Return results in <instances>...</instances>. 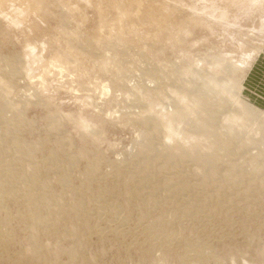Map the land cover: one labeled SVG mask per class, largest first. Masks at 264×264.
Returning <instances> with one entry per match:
<instances>
[{
  "label": "rangeland",
  "instance_id": "rangeland-1",
  "mask_svg": "<svg viewBox=\"0 0 264 264\" xmlns=\"http://www.w3.org/2000/svg\"><path fill=\"white\" fill-rule=\"evenodd\" d=\"M11 1L0 14V66L22 78L0 94L14 106L13 132L0 131L1 163L25 185L2 170L0 264L191 263L186 254L195 264H264V17L223 0H137L138 8L134 0H37L36 9ZM161 8L171 12L168 32ZM250 53L237 77L235 148L213 158V177L176 156L132 165L148 155L154 124L170 120L172 64L205 71L212 57L239 62ZM155 70L168 77L159 89L146 74ZM130 92L146 102L147 117L130 111ZM173 124L178 140L162 132L158 142L209 150L185 121ZM14 141L26 151L11 152Z\"/></svg>",
  "mask_w": 264,
  "mask_h": 264
},
{
  "label": "bare ground",
  "instance_id": "bare-ground-1",
  "mask_svg": "<svg viewBox=\"0 0 264 264\" xmlns=\"http://www.w3.org/2000/svg\"><path fill=\"white\" fill-rule=\"evenodd\" d=\"M6 1L7 0H0V14H2V15H4V12H5V11L3 12L2 7L5 6L4 3ZM26 1L29 3L30 8H32V9L37 8L36 7L37 6V0H26ZM223 1L227 2V5L228 4L234 5L237 7L241 6L245 9H248V10L254 9L253 10L254 13L257 12L260 17L261 16L264 17V0H223ZM134 3L136 4L137 8L141 7V5H140L141 3L139 1L134 0ZM165 7H167V6H165ZM166 9L161 8V10H160V12L166 18L163 20V22L160 23V26H161V29H164V30L167 29L166 32H168L169 27H168L167 20H168L171 12L169 13V11H167ZM187 10H188V8H187ZM248 10H247V13H248ZM19 12H20V10H19ZM127 12L128 11L125 10V11H121L120 13L127 14ZM21 14L22 13H20V15ZM197 14H198V12H197ZM158 15H160V14L158 13ZM224 16H225V11H221L218 14V18L222 19V18H224ZM147 17L150 18L151 20L155 19L154 13H152L150 11L147 12ZM120 18H122V16ZM198 21H200V20H197V22ZM11 22L14 24H17L19 22V18L18 17L11 18ZM194 22H196V21H194ZM178 24H180V23H178ZM116 29H117V27H116ZM118 29H120V28H118ZM119 31H117V32H119ZM242 46L240 45V48H243ZM238 50H239V48H238ZM29 53L30 54L28 55V58L33 57V56H31L33 51L30 50ZM251 54L252 53H250L249 55H246L245 58H243L239 62H237L230 55H227V54H221V55H218L216 57H212V59L209 60L210 61L208 63L209 66H207L208 65L207 63H206L207 65L205 64L206 66L203 65L204 67H207L206 70L204 69L205 71H202V70L197 71L195 69L196 67L194 68V67H190V66H189V68L188 67L181 68V67L177 66L178 63H177V65L172 64L170 67L171 76H168V77H169V79H171V82L174 81V84L172 86L173 88H171V90L169 91L170 93L167 92L168 91L167 90L166 91L167 93L164 94L167 96H168V94L170 95L169 96L170 98L167 99V102L170 103L169 104L170 106L173 105V107H174L173 111L168 108L170 111H172L171 114L168 112L169 110H167V112L170 114V115L167 114V115H169L168 117H170V120H169V122L165 123V126H163V128L161 126H159L158 124H154V126H153L154 127V134L146 135L144 138V147H146V150H148V153H147L148 155L146 156L145 154H142L141 156H139L141 159L138 157L136 158V155H135V159H133V158H132V160L130 159L132 161L131 162L132 165H133V162L135 163V165H137L136 162L139 163L141 160L142 161L146 160L145 161L146 163L153 162V160L156 159L157 157L168 158L167 163H173L174 162L173 157L176 156L180 159H183L186 162H188V161L194 162L201 169V172H202L201 177L206 178V179L210 178L212 173H213V168H214L213 163H212L213 158L218 156L219 152H221V151L223 153L224 152H227V153L232 152V150H233L232 148L235 146V137L238 135V132L235 128V126L237 125L236 122L238 121V119H240V120L242 119L241 118L242 113L239 112V110H238L239 107L237 106V104L239 102L238 101L239 85H238L237 77L239 76L238 73L241 71V69H243V67H245L249 63V60L252 57ZM203 60H205V59H203ZM34 62H35V60H34ZM193 64H194V62H193ZM201 64H202V62H201ZM198 65H199V63H198ZM30 69H31V67H30ZM146 74H148L149 77L152 78V80L150 78L149 79L151 80V82L152 81L154 82V84L156 86L153 84V82H152V84L155 87H157V89H159L158 86L161 85L166 78L168 79V77H166L167 75L160 73V72L158 73L156 70L154 72L148 71V72H146ZM21 78H22V72L20 70H18V69L7 70L3 66H0V94L4 95L8 91V89L13 85V83L20 82ZM146 79L149 80L148 78H146ZM143 83L145 84V82H143ZM150 83H148V84H150ZM144 84L142 85L143 89L151 90L149 88V86L151 84L150 85H146V84L144 85ZM169 86H170V83H169ZM151 87H152V85H151ZM11 90H13V89L11 88ZM140 90H141V88L138 90L139 92L137 91V93H141ZM9 91H10V89H9ZM159 91H158V93H159ZM148 93H150V92H148ZM178 93H179V95H177L175 98V96H173V95L178 94ZM130 94L134 96V97L132 96L133 97L132 98L131 95H128V96H130L131 100L129 97H128L129 98L128 99L126 96L128 101L130 100V111L134 110L132 108H135V110L137 108L138 110L134 111V113H143L144 112L143 114L146 113L145 115L147 117V115H149V114L147 113L148 111L146 109V105L143 104L146 102L142 103L141 100L139 101L138 97H135L136 93L132 94L130 92ZM156 94H157V92H156ZM5 95H7V94H5ZM160 96H163V95H160ZM152 98L153 97H151V99ZM157 98H159V97H157ZM10 100H11V98H10ZM162 100L163 99H161V103L163 102ZM148 102H150V101H148ZM159 102L160 101H158V103ZM15 107H17V105ZM149 108L152 109V106ZM153 108H155V106ZM158 108H160V110H161V107L158 106ZM158 108L156 107V110ZM165 108H167V107H165ZM18 109L19 108H16V110H18ZM13 110H14L13 104L9 103V100L7 101L6 98L5 99L3 98V102L0 103V131L3 130V131H5L6 134H7V132L8 133L13 132V128H10V126H9L11 123V118L8 116V112L13 111ZM150 110H149V112H150ZM240 110L242 111L243 109H240ZM157 111H159V110H157ZM161 111H160V114H161ZM155 112L153 109V113H155ZM162 114H164V113H162ZM135 115L137 117V114H135ZM152 116H150V117L153 118ZM165 116L166 115L164 114V117ZM246 116H247V113H246ZM141 117L145 118L143 116H141ZM157 117L160 118L159 120H163V119L166 120V118L161 119L162 116L160 117L157 115L154 118H157ZM138 118H139V116H138ZM149 118L142 119L143 123L148 122ZM171 120L185 121L188 124V126H190V128L198 135L199 140L206 142L205 144H207V147L209 148V150L208 149L205 150V147L203 148V146H199L198 144H195V143H194V145L191 144L192 146H190V148L187 149L186 147L183 146L185 143L184 141H182V142H184V143H182L183 145L177 144L172 149L171 148L169 149L166 147V145L163 142L162 143L158 142V140H156L157 138L155 136H156V134H162V132L165 134V138L167 139V141H168V139H170L169 141L178 140V138L174 139L175 134L176 135L178 134V133H176V131L178 132V130H175L176 125L174 126V124H173V127H175V128L171 127ZM163 121H162V123H163ZM239 123H241V122H239ZM245 123H247V122H245ZM150 124L148 123L149 126H150ZM151 128H152V126H151ZM243 128H245V127L243 126ZM181 131H183V130H181ZM188 132L189 131H187V134L189 135ZM194 132H193L194 135H192V136L195 137ZM0 133H2V132H0ZM181 133H179V134H181ZM164 134H163V136H164ZM188 135H187V137H188ZM181 137H182V135H181ZM199 140H197V141H199ZM191 141H193V139ZM194 141H195V139H194ZM0 142H1V139H0ZM186 143L188 144L187 140H186ZM201 143L199 142V144H201ZM170 144L172 145L171 142H170ZM9 150L13 153L19 154V153H23V151H26V148H24L19 142L14 141V143L12 145L10 144ZM3 152H4V150L2 148V143H0V183L1 184L4 182L7 183V179L5 181H3L5 178L2 180L3 175L1 177L2 170L5 169V167H6V171L9 172L10 183L19 184L20 186L22 184L24 186L25 184L23 183V181L19 180L17 178L18 176L17 177L14 176L17 173V172H15V169H17L16 167L10 163H5V164L1 163V159H2L1 157L3 156ZM131 155L129 154L130 158H131ZM138 155H140V154H138ZM127 158H128V156H127ZM191 164H193V163H191ZM2 167H4V168H2ZM236 168H235V170H236ZM253 169H258L259 170L258 172H260V173L262 170L261 165L260 164L258 165L256 163L253 164ZM243 170H244V168H243ZM66 172L68 173V175H70V173L68 171H66ZM241 172H243V171H241ZM233 173H235V172H233ZM16 175H18V174H16ZM212 177H213V175H212ZM232 178L233 177H231L230 175H227L225 179H226V181H230ZM25 182H26V180H25ZM177 186H180V185H177ZM165 188H167V187H165ZM27 189H28V187H27ZM167 190H168V188H167ZM169 190H170V187H169ZM181 190H182L181 187L180 188H173L172 187V189L170 191L178 192ZM189 248H190V246H189ZM186 257H187V254L185 257L183 256V258H182L184 262H186L189 259L188 262L191 261V263H188V264H195V261H193V259H192L194 257V255L192 258H186Z\"/></svg>",
  "mask_w": 264,
  "mask_h": 264
}]
</instances>
